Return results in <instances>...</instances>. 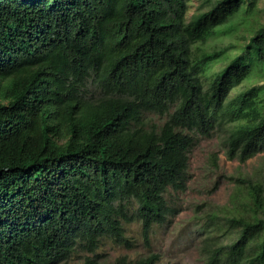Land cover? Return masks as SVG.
Returning a JSON list of instances; mask_svg holds the SVG:
<instances>
[{"label": "trees", "instance_id": "1", "mask_svg": "<svg viewBox=\"0 0 264 264\" xmlns=\"http://www.w3.org/2000/svg\"><path fill=\"white\" fill-rule=\"evenodd\" d=\"M189 1L0 0V264H67L105 237L129 244L135 217L149 242L177 212L166 194L187 187L194 133L229 127L228 154L242 162L264 152V84L229 99L264 64V26L206 89L227 48L194 46L246 0L188 21ZM148 112L167 119L150 126ZM223 215L213 226L236 236L209 244L205 264H264V173L237 177Z\"/></svg>", "mask_w": 264, "mask_h": 264}, {"label": "rangeland", "instance_id": "2", "mask_svg": "<svg viewBox=\"0 0 264 264\" xmlns=\"http://www.w3.org/2000/svg\"><path fill=\"white\" fill-rule=\"evenodd\" d=\"M219 0H190L187 20L208 11ZM264 26V0H246L239 10L220 27V34L194 46L195 55L227 48L226 53L208 66L204 73L205 88L215 73L222 70L233 58L244 55L252 35ZM264 84V64L253 61L247 79L235 86L229 99L253 85ZM93 97L97 89L89 85ZM145 122L157 126L167 116L146 113ZM229 127H220L209 136L194 133L195 142L189 152L188 183L184 191L170 189L166 194L169 203L177 210L161 224H155L149 242L145 241L143 226L136 217L124 223L129 244H121L105 237L98 248L88 251L78 248L67 264H85L88 258L97 264H114L119 260L132 262L150 254H157L161 263L205 264L209 244L230 243L236 236L234 229L214 227L215 219L226 224L223 212L230 206L231 195L237 186V177L261 176L264 173V152L257 153L245 162L228 154ZM218 215V216H217Z\"/></svg>", "mask_w": 264, "mask_h": 264}]
</instances>
